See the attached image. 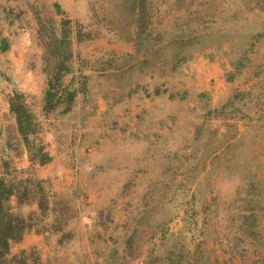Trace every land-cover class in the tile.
<instances>
[{
  "label": "rangeland",
  "instance_id": "obj_1",
  "mask_svg": "<svg viewBox=\"0 0 264 264\" xmlns=\"http://www.w3.org/2000/svg\"><path fill=\"white\" fill-rule=\"evenodd\" d=\"M64 17L74 27L68 76L78 94L48 111L56 64L45 59ZM142 24L154 49L183 41L196 51L182 73L161 76L174 65L166 60L174 46L145 69L154 75L136 66ZM263 31L264 0H0V181L14 192L8 209L31 217L36 233L57 228L64 241H90L94 256L80 257V249L78 260L61 264H100L111 244L122 249L131 236L158 260L150 264H170L171 246L162 243L183 234L188 211L202 232L195 264H264V35L252 39ZM203 34L217 36L200 49L195 37ZM247 40L255 46L237 71ZM133 65L125 79L115 73ZM16 92L40 124L35 138L53 158L47 165L32 159L19 131ZM41 189L50 205L43 219ZM13 252L22 264L40 259Z\"/></svg>",
  "mask_w": 264,
  "mask_h": 264
},
{
  "label": "trees",
  "instance_id": "obj_2",
  "mask_svg": "<svg viewBox=\"0 0 264 264\" xmlns=\"http://www.w3.org/2000/svg\"><path fill=\"white\" fill-rule=\"evenodd\" d=\"M56 11L59 15H64L62 7L59 3L55 4ZM142 15L145 17L144 11ZM143 17V18H144ZM61 39L55 44L54 51L49 55V59L46 58V63L48 67L52 65V60L55 61V76L50 77L48 80V90L46 91V98H45V107L48 111H52L57 107V105H69L72 103L76 97V84H73L69 88H65L63 84V80L67 77L72 71L73 67L71 62L73 61L74 55L72 52V41L74 35V27L72 25V21L67 17L61 22ZM264 35L263 33H256L252 39L257 40L261 36ZM215 35L203 34L199 37H195V45L198 46L200 49H205L203 46L207 40V37L214 38ZM76 37L79 41V33H77ZM251 39V41H252ZM153 39L151 38L150 34H147L145 26L142 24V30L138 34V46H137V53L136 58L143 56L142 60L140 61L139 67L141 72H149L145 69H150L156 66L159 63V58L167 57L166 49L169 47H176L173 51L172 56L169 57L171 62L174 61V65L168 71H163L161 76L166 75H173L182 73L186 65L190 63L194 59V55L196 51L191 50L190 47L185 48L184 46H179L180 44L183 45V41H179L177 43L174 42H167L165 45L161 44V49H154V44L152 43ZM251 41H246L244 43V51L241 55L240 59L237 61L236 69L240 71L241 67L245 66L244 60L247 58V53L252 51L255 43ZM81 42V41H79ZM154 42V41H153ZM194 47V41H193ZM192 48V47H191ZM1 50L6 52L9 50V43L8 40L4 39L2 41ZM163 51V53L161 52ZM194 52V53H193ZM126 58L135 59L132 56H127ZM135 65L129 67L128 69L122 71L118 69L115 71L121 78L124 75H130L131 69H133ZM130 69V70H129ZM186 72V71H185ZM152 74V71L149 72ZM154 75V74H152ZM235 77V76H234ZM126 77H124L125 79ZM232 78V77H231ZM232 80V79H230ZM61 92V94H60ZM69 107V106H68ZM67 107V108H68ZM11 109L16 113V120L19 126V131L23 137V140L28 148L30 156L35 161L37 160L38 164L41 166L47 165L52 162V157L45 152L43 146H37V139L35 138L37 134L41 133V127L39 122L34 117L33 113L30 111L28 106L25 103V98L23 94L16 92L15 96L11 98ZM38 149H37V148ZM38 185L42 187V183L39 182ZM12 187L5 184V182L0 181V264H22L23 261H19L17 258L10 257V251L12 245L15 243L21 242L24 237L36 227V225L32 224V219L30 217L29 220H26L24 217L12 213L8 207L6 206L7 201L13 195ZM27 198V197H26ZM28 199V198H27ZM40 205L41 210V219L47 216L49 210V202L48 196L41 189L39 193V197L36 198ZM24 201L20 200L22 204ZM40 218V217H39ZM250 218V217H249ZM196 220V212L194 211L191 214V211H188L186 217V225L183 230V234L180 235L177 239H173L171 243L164 242L162 245L168 244L171 246V250L167 255V260H170V264H195V252L192 248L193 245L199 242L202 237V232L200 230ZM196 223V224H195ZM197 226V227H196ZM47 228V227H46ZM47 229H45L46 232ZM56 231L59 232L60 230L55 228ZM41 231V230H40ZM50 231V230H49ZM62 231V230H61ZM44 232V231H42ZM38 233V231H37ZM40 233V232H39ZM188 240L191 242V246L189 248L185 247L182 248V240ZM193 249V250H192ZM146 259V264H150L151 262H157L158 260L152 261L150 255L146 256L141 252L140 245L135 240V236H131L127 239L124 248L121 249L115 242V244H111L108 247L107 253L101 258L100 264H138V261L142 258ZM264 261V260H262Z\"/></svg>",
  "mask_w": 264,
  "mask_h": 264
},
{
  "label": "crops",
  "instance_id": "obj_3",
  "mask_svg": "<svg viewBox=\"0 0 264 264\" xmlns=\"http://www.w3.org/2000/svg\"><path fill=\"white\" fill-rule=\"evenodd\" d=\"M200 64H202L201 60H196L193 62L194 67H198V65L200 66ZM200 71L203 72V69L200 68ZM203 73L206 74V72ZM211 74L212 73H210V75ZM74 79L75 78L73 75L67 76L64 81L65 88H69L70 84L72 83V81H74ZM63 234V231L46 233H36V231H32L28 233L21 242L12 245V252L14 251L12 255L20 257L21 253H37L40 259L36 264H61L62 260H64L65 262L66 260H78V256H94L90 241H87L83 245H80L79 242L75 241H64ZM79 250L80 252L77 256L75 254V251L78 252ZM94 262L96 261L94 260Z\"/></svg>",
  "mask_w": 264,
  "mask_h": 264
}]
</instances>
